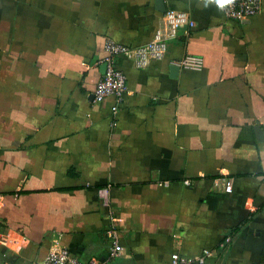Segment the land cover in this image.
<instances>
[{
	"label": "crops",
	"instance_id": "0c3cea01",
	"mask_svg": "<svg viewBox=\"0 0 264 264\" xmlns=\"http://www.w3.org/2000/svg\"><path fill=\"white\" fill-rule=\"evenodd\" d=\"M261 1L235 21L211 0H0V264L61 247L84 264H264ZM171 10L194 26L144 69L118 58L124 99L96 103L106 40L146 46Z\"/></svg>",
	"mask_w": 264,
	"mask_h": 264
},
{
	"label": "built area",
	"instance_id": "2783aa9c",
	"mask_svg": "<svg viewBox=\"0 0 264 264\" xmlns=\"http://www.w3.org/2000/svg\"><path fill=\"white\" fill-rule=\"evenodd\" d=\"M261 0H233L231 4L225 5L222 9L226 18L235 21H245L258 15L261 11ZM185 26H194V23L189 19V16L184 12L168 11L160 27L158 28L154 39L146 46L131 48L117 44L108 39L105 42L106 57L102 60L105 65L104 75L99 80L96 91L94 93V101L100 103L108 98H114L120 103L128 90L126 75L117 69V59L127 57L133 61V64L138 69L146 68L151 61L163 60L167 53L168 42L177 37L178 32ZM190 65H198L195 60H184L179 63L181 67H189ZM230 178H218L214 182V189L221 190L224 193L230 194L233 191V183ZM100 196L106 207L109 208V192L108 188L100 190ZM112 217V215L110 216ZM116 219L111 218V225L106 231L110 240V258H117L122 255L123 248L120 245L118 230L116 227ZM229 241V240H228ZM227 241V242H228ZM213 254L205 251L201 258L196 261L199 264H204L206 258L212 257ZM194 260L181 258L178 254H174L172 264H193ZM41 264H84L74 257L67 248H59L51 250L44 262ZM88 264H98L91 261Z\"/></svg>",
	"mask_w": 264,
	"mask_h": 264
},
{
	"label": "clouds",
	"instance_id": "9594fccd",
	"mask_svg": "<svg viewBox=\"0 0 264 264\" xmlns=\"http://www.w3.org/2000/svg\"><path fill=\"white\" fill-rule=\"evenodd\" d=\"M211 2H215L217 6L223 8L225 5L231 4L233 0H211Z\"/></svg>",
	"mask_w": 264,
	"mask_h": 264
}]
</instances>
